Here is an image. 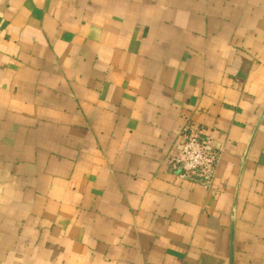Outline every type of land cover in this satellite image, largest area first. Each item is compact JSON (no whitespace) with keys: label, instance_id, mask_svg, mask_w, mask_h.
<instances>
[{"label":"crops","instance_id":"crops-1","mask_svg":"<svg viewBox=\"0 0 264 264\" xmlns=\"http://www.w3.org/2000/svg\"><path fill=\"white\" fill-rule=\"evenodd\" d=\"M262 113L264 0H0V264H264Z\"/></svg>","mask_w":264,"mask_h":264},{"label":"built area","instance_id":"built-area-1","mask_svg":"<svg viewBox=\"0 0 264 264\" xmlns=\"http://www.w3.org/2000/svg\"><path fill=\"white\" fill-rule=\"evenodd\" d=\"M219 160V152L193 131L179 134L177 150L166 161L170 174L180 180L210 187Z\"/></svg>","mask_w":264,"mask_h":264},{"label":"water","instance_id":"water-1","mask_svg":"<svg viewBox=\"0 0 264 264\" xmlns=\"http://www.w3.org/2000/svg\"><path fill=\"white\" fill-rule=\"evenodd\" d=\"M262 115H264V113H262ZM262 115H261V116H262ZM260 119H261V118H260ZM258 124H259V123H258ZM257 127H258V125L256 126V128H255L254 131H256ZM249 145H250V144H249ZM247 151H248V150H247ZM246 154H247V153H246ZM246 154H245V156H244V158H243V160H242V165H244Z\"/></svg>","mask_w":264,"mask_h":264}]
</instances>
